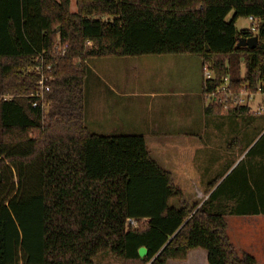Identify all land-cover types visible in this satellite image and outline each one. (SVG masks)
<instances>
[{
	"label": "trees",
	"instance_id": "trees-1",
	"mask_svg": "<svg viewBox=\"0 0 264 264\" xmlns=\"http://www.w3.org/2000/svg\"><path fill=\"white\" fill-rule=\"evenodd\" d=\"M76 4L72 13L71 0H0V264H94L106 253L125 264H169L198 249L208 264H257L232 243L227 217L264 216L263 198L261 208L239 198L232 207L217 202L222 183L199 208L187 204L144 135L91 129L86 82L95 59L193 56L202 63L204 96L206 86L216 91L225 78L233 93L206 113L245 116L251 109L239 97L264 96V0ZM250 17L257 31L238 30L237 22ZM253 36L256 48L237 47ZM58 45L67 46L65 54L52 57ZM43 53L53 65L45 107L31 71ZM263 140L247 156L264 159V146L255 151ZM173 199L180 207L170 206Z\"/></svg>",
	"mask_w": 264,
	"mask_h": 264
},
{
	"label": "crops",
	"instance_id": "crops-1",
	"mask_svg": "<svg viewBox=\"0 0 264 264\" xmlns=\"http://www.w3.org/2000/svg\"><path fill=\"white\" fill-rule=\"evenodd\" d=\"M172 60H168L171 63ZM194 71L195 78L172 81L174 86L180 82L186 85L195 83L193 92L183 90L187 95L194 96L199 102V111L189 115L186 125H190V132L181 129L177 117L172 120V127H167V120L162 116L155 117L148 123L151 127L142 124V117L132 115L133 104L130 100L121 99L122 104H116L118 96L114 91L99 90L98 104L102 105L101 111L93 116L86 109V117L93 131L102 135L115 134L118 130L135 131L144 135L152 158L165 170L169 171L174 183L181 188L187 204L199 208L210 195L219 188L220 200L230 203L233 200L246 201L244 206L249 208H261L260 199L264 200V179H255V175L262 173L263 164L258 165L257 159L261 156H247V153L257 144L264 132V127H246L244 120L250 118L251 112L245 116H237L236 113L208 114L205 99L202 93V63L199 60L190 59L186 62ZM104 70L105 65H97ZM165 87L167 82L160 80ZM168 85V83H167ZM100 87V86H99ZM180 92V90H179ZM184 92H181L185 94ZM110 95V97H108ZM106 96V98H104ZM119 97V96H118ZM156 98V97H155ZM119 100V98H118ZM203 100V102H202ZM87 102V92H86ZM151 103L149 108L153 109ZM262 122V121H260ZM185 123V121H184ZM243 127V128H242ZM230 141V143L226 144ZM263 159V158H262ZM262 161V160H261ZM258 162V163H261ZM246 162V163H245ZM245 163V165H243ZM241 165H243L241 167ZM251 166L254 168L252 174ZM240 168L235 176V169ZM234 171V172H233ZM254 176V177H253ZM224 178L212 189V184ZM260 192L257 190V185ZM260 198V199H258ZM255 199V200H254ZM181 202V201H180ZM237 205V204H236ZM263 216V215H260ZM253 216V217H260ZM236 217V216H235ZM197 251V250H194ZM193 251L189 252L186 261H172L174 264L187 263ZM207 259V254H203Z\"/></svg>",
	"mask_w": 264,
	"mask_h": 264
},
{
	"label": "rangeland",
	"instance_id": "rangeland-1",
	"mask_svg": "<svg viewBox=\"0 0 264 264\" xmlns=\"http://www.w3.org/2000/svg\"><path fill=\"white\" fill-rule=\"evenodd\" d=\"M71 12H77L76 0H71ZM230 16L228 19H230ZM237 28L238 30H248L252 28V23L249 19L242 18L237 22ZM61 51L62 49H59V52ZM169 59L172 60L171 63H168ZM190 59L197 60L196 57L188 55H147L134 58L95 59L91 64L90 76L86 82L87 114L88 112L89 114L91 112L95 117V115L101 111L102 105L98 104L99 90H110L114 91L119 96H117L115 100L116 104L121 105V99L130 100L128 103L133 104V108H136L133 110L132 115L136 118L142 117L143 125H147V127L150 128L151 126L148 125V123L151 122L153 118L162 116L165 121L167 120V127H172V120L177 117L178 119L175 120L184 124L181 125V129L190 132V125H186V121L189 115L199 111V102L194 100V96L187 95L181 90V88L183 87V89L190 94L194 91L192 88L195 83H186L185 85L180 82L178 86L172 84V81L175 80L177 82L182 79L195 78V74L193 73L194 70L186 64ZM99 64L105 65L104 70L99 69L97 66ZM242 72H245L244 66L242 67ZM160 80L167 82L168 85L167 83H164L166 86L162 87L161 85H163V83H159ZM181 92H184L185 94ZM108 97H110V95H108ZM104 98H106V96ZM204 99L205 103L209 105L210 102L205 96ZM150 103L153 106L155 105L153 109L149 108ZM263 103V95H256L250 102L249 106L252 114L249 115L250 118L243 121L247 128L264 127V115L255 114L258 107L263 105ZM116 133L119 135L139 134L135 131L129 132L126 130H118ZM262 136H264V132L258 139V142ZM229 143L230 141L226 144V147ZM263 146L264 140L260 142L255 151L261 153L260 150ZM253 157L255 158L256 156ZM260 161L261 163H258ZM256 162L258 165H264V159L262 158H258ZM245 163L243 165H245ZM223 180L224 178L221 182ZM183 201H185V199H183ZM237 201L238 200H233L230 203V206L232 207L236 205ZM181 202L178 199H173L169 204L172 207H180ZM217 202L228 204L227 202H222L220 197L217 199ZM238 202L240 203V201ZM227 222L229 237L239 253L248 252L255 257L257 264H264V216H228ZM205 252L206 251L202 249L193 251L189 261L184 264H208L207 259L203 258ZM94 264L125 263L122 260L113 257L111 254L106 253L96 257Z\"/></svg>",
	"mask_w": 264,
	"mask_h": 264
},
{
	"label": "built area",
	"instance_id": "built-area-1",
	"mask_svg": "<svg viewBox=\"0 0 264 264\" xmlns=\"http://www.w3.org/2000/svg\"><path fill=\"white\" fill-rule=\"evenodd\" d=\"M249 21L253 24L255 22V19L253 17H250ZM251 29L253 32L257 31L256 26H253ZM66 47L67 46L64 47V46L58 45L55 48L54 54H52L51 56L56 57L58 55L65 54ZM59 49H62V51L59 52ZM52 70H53V65L50 63L49 59L46 57V55L44 53L39 55L36 65L33 68H31V71L34 72L39 77L35 97L37 99H39V101L41 102V105L43 107L47 106L46 105L47 104L46 103V95L51 90L50 86L48 85V82H49L50 73L52 72ZM212 79H213L212 72L210 70L206 69L204 72V80L210 81ZM224 82H225V84L222 87L218 88L216 91H214V90L210 91L208 89V86H206L205 91L207 93H205V98L208 99V101L210 103H213V102L228 103L230 98L233 97V93L229 88L228 78H225ZM258 95H261V94H258ZM254 98H255V95L248 97L247 95L242 94L239 97L238 103L239 104H250V102ZM238 103H236V104L238 105ZM37 105H38V100L34 103L33 106L36 107ZM255 114L264 115V103H263V105H260L258 107L257 112H255ZM129 223L131 225H133L134 228H138L139 224L136 220L130 219Z\"/></svg>",
	"mask_w": 264,
	"mask_h": 264
},
{
	"label": "water",
	"instance_id": "water-1",
	"mask_svg": "<svg viewBox=\"0 0 264 264\" xmlns=\"http://www.w3.org/2000/svg\"><path fill=\"white\" fill-rule=\"evenodd\" d=\"M233 17V14H231L230 19ZM229 18V17H228ZM227 18V21H230V19ZM258 45V37L257 36H253L251 38H240L239 39V43L237 45V47H247L250 49H254L256 48ZM148 254V250L145 247H142L139 250V255L141 258H145Z\"/></svg>",
	"mask_w": 264,
	"mask_h": 264
}]
</instances>
